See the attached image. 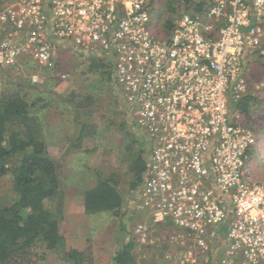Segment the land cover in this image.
<instances>
[{"label": "built area", "instance_id": "2783aa9c", "mask_svg": "<svg viewBox=\"0 0 264 264\" xmlns=\"http://www.w3.org/2000/svg\"><path fill=\"white\" fill-rule=\"evenodd\" d=\"M150 6L0 0V69L25 58L50 69L67 43L108 64L148 144L137 239L166 245L159 264H211L216 250V264H264V184L248 171L257 138L229 114L247 91L246 56L264 55V0L184 9L171 30Z\"/></svg>", "mask_w": 264, "mask_h": 264}, {"label": "rangeland", "instance_id": "374dc122", "mask_svg": "<svg viewBox=\"0 0 264 264\" xmlns=\"http://www.w3.org/2000/svg\"><path fill=\"white\" fill-rule=\"evenodd\" d=\"M149 1L155 2L151 9L162 11L160 4L165 0ZM165 16L172 22L177 18L176 13ZM65 46L58 51L54 66L50 69L38 68L28 58L15 66L1 68L0 96L3 92L17 91L19 95L27 92L29 103L33 98L44 97V100H38L36 106L31 105V110H35L45 125L46 147L50 155L59 160L65 174L61 181L63 190L71 197L64 203L66 248L83 251V257L78 261L68 260L37 245L30 249H15L10 258L0 264H114V253L131 240L135 264H159L161 249L142 244L133 233L137 223L148 220V213L143 208H137L142 182L136 188L130 187L132 174L121 155L125 144L131 145V153L141 150L146 158V139L139 135V130L136 135L131 129V123L120 105L121 97L113 78L110 80L101 76L99 69L91 68L89 58L76 53L72 45L67 43ZM244 71L247 91L243 97L250 96V110L247 115L231 111L230 116L237 123L254 130L257 142L249 150L248 171L252 179L264 184V55L246 56ZM49 92H54L50 99L46 97ZM89 94L91 104L87 100ZM43 102L50 103L41 107ZM74 105L78 108V121L81 124L89 122L86 125L91 135L83 142L85 149L64 156L63 151H56L58 141L54 133L62 122V129L65 126L73 128L71 122L77 117L72 110ZM131 137L135 140L132 141ZM98 174L117 181L123 204L116 213L86 214L81 204L82 195L79 200L73 198L72 190L93 186ZM12 183L13 175L10 172L0 177V204H10L16 198L11 190ZM225 224L221 226V237Z\"/></svg>", "mask_w": 264, "mask_h": 264}, {"label": "trees", "instance_id": "16d2710c", "mask_svg": "<svg viewBox=\"0 0 264 264\" xmlns=\"http://www.w3.org/2000/svg\"><path fill=\"white\" fill-rule=\"evenodd\" d=\"M212 0H165L161 2L162 11L155 14L167 30L174 27V23L165 15L182 10L201 11ZM155 2L151 1V6ZM168 17V16H167ZM95 59L91 63L92 69H99L101 76L112 79V70ZM101 68V69H100ZM54 92L48 93L47 98ZM243 97V96H242ZM229 104V114L237 111L247 115L250 110L248 96ZM36 97L29 103L27 92L19 95L17 91L3 92L0 96V177L10 172L13 175L12 192L16 198L7 205L0 204V262L7 261L15 249H30L42 246L45 250L53 251L64 258L78 261L83 257V251L66 248L63 229V198L62 167L59 160H55L46 147L45 125L31 105L36 106ZM41 100V101H42ZM91 104L90 94L87 96ZM43 102L40 106L45 107ZM73 106L75 117L69 138V151L79 152L84 148V140L91 135L87 131L89 122L78 121L79 112ZM87 124V125H86ZM67 137V135H66ZM134 137V136H133ZM131 140H135L131 137ZM131 145L124 144L121 155L129 165L132 182L131 188H136L143 182L147 161L141 150L130 152ZM68 152L63 155L66 156ZM83 209L86 214L98 212L116 213L123 204V197L118 189L117 181L110 176L98 174L93 186L82 190ZM163 232H154L152 236H161ZM163 237V236H162ZM162 239V238H161ZM133 240L125 243L113 255L114 264H135L136 259L131 252ZM156 249L166 250V245H154Z\"/></svg>", "mask_w": 264, "mask_h": 264}, {"label": "crops", "instance_id": "0c3cea01", "mask_svg": "<svg viewBox=\"0 0 264 264\" xmlns=\"http://www.w3.org/2000/svg\"><path fill=\"white\" fill-rule=\"evenodd\" d=\"M73 48H75L76 49V53H79L80 55H82V56H85V57H87V58H89V60H90V62H92V61H94L96 58H94V57H91V56H88L87 54H85V52L84 51H82V50H80L79 48H77V47H75V46H72ZM63 50V49H62ZM61 50V51H62ZM98 60V59H97ZM99 62L100 63H102V64H104L102 61H100L99 60ZM114 84H115V82H114ZM116 85V84H115ZM117 86V85H116ZM118 88V87H117ZM118 90H119V88H118ZM119 94H120V91H119ZM120 97H121V94H120ZM121 101H122V97H121ZM120 105H121V107L123 108V110H124V112H125V114H126V117L128 118V120H129V122L131 123V129L135 132L134 134H138V129L136 128V126L134 125V122H133V120H132V118L130 117V115L128 114V112L126 111V108H125V105H124V102L122 101L121 103H120ZM72 110H73V108H72ZM74 111V110H73ZM63 123V122H62ZM61 123V124H62ZM59 125V129H57V131L54 133V138H56V141H58V146H56V151L57 150H59L58 152H60V150L61 151H63V153H65V152H68L67 154H69L70 153V151L68 150L69 149V138H72V137H68V135H70L69 133H71V129L72 128H69V127H66L65 126V128L64 129H62V125ZM68 124H69V122H68ZM66 125H67V123H66ZM66 135H67V137H66ZM140 135V134H139ZM141 136V135H140ZM65 149V150H64ZM147 150H148V144H147ZM54 158V157H53ZM55 160H58L57 158H54ZM146 161L148 160V153H147V156H146ZM63 162V161H62ZM67 168V164H66V166H65V169ZM62 170V169H61ZM62 176H64L63 178H65V174L64 173H62ZM63 184V183H62ZM84 188H78L77 187V190L75 189V190H72V192L71 193H73V198L74 199H77V200H79L80 199V195H81V193H82V190H83ZM77 194V195H76ZM68 199H71V197H68L67 196V192L65 193L64 192V198H63V208H64V203H65V201H67ZM82 207H83V199H82ZM63 218H64V212H63ZM156 229V231L155 232H161V230L160 231H158L157 230V228H155ZM154 234V232H152L151 233V235H153ZM217 252H219V251H214V254H213V257H215L214 259H213V262H211V264H216L217 263ZM215 254H216V256H215Z\"/></svg>", "mask_w": 264, "mask_h": 264}]
</instances>
